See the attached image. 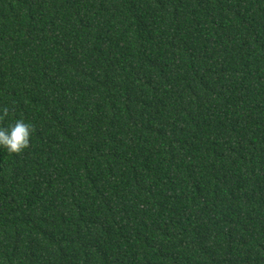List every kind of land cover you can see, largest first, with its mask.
<instances>
[{"label":"trees","instance_id":"trees-1","mask_svg":"<svg viewBox=\"0 0 264 264\" xmlns=\"http://www.w3.org/2000/svg\"><path fill=\"white\" fill-rule=\"evenodd\" d=\"M0 264H264V0H0Z\"/></svg>","mask_w":264,"mask_h":264},{"label":"clouds","instance_id":"clouds-1","mask_svg":"<svg viewBox=\"0 0 264 264\" xmlns=\"http://www.w3.org/2000/svg\"><path fill=\"white\" fill-rule=\"evenodd\" d=\"M9 109H0V120L9 115ZM33 127L23 119H16L14 123L0 126V148L9 153H20L27 149L31 143Z\"/></svg>","mask_w":264,"mask_h":264}]
</instances>
